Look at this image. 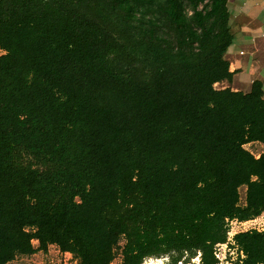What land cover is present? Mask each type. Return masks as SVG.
I'll list each match as a JSON object with an SVG mask.
<instances>
[{"label":"trees","instance_id":"16d2710c","mask_svg":"<svg viewBox=\"0 0 264 264\" xmlns=\"http://www.w3.org/2000/svg\"><path fill=\"white\" fill-rule=\"evenodd\" d=\"M227 3L0 0V264L52 244L81 264H218L227 220L264 212V151L244 146L264 144L263 82L215 87L233 77ZM234 242L264 264L263 230Z\"/></svg>","mask_w":264,"mask_h":264},{"label":"crops","instance_id":"0c3cea01","mask_svg":"<svg viewBox=\"0 0 264 264\" xmlns=\"http://www.w3.org/2000/svg\"><path fill=\"white\" fill-rule=\"evenodd\" d=\"M227 5L233 41L225 57L233 77L215 87L248 92L255 80H261L264 87V0H228Z\"/></svg>","mask_w":264,"mask_h":264},{"label":"rangeland","instance_id":"374dc122","mask_svg":"<svg viewBox=\"0 0 264 264\" xmlns=\"http://www.w3.org/2000/svg\"><path fill=\"white\" fill-rule=\"evenodd\" d=\"M5 51L0 49V55L3 54ZM250 152H252L255 156H259L264 151V144L261 142H250L244 145ZM246 186L243 185L240 187V203H245L246 198ZM257 218L252 219L250 222H248L245 227L247 226H253L255 222H258L259 219ZM243 226L240 224L235 225V231L239 232L240 230H246L242 229ZM249 229V228H248ZM121 246L124 244V240L120 241ZM233 253H228L227 257L228 260L232 263H237V260L239 259V251L236 249H230ZM195 261H199V258H195ZM122 262V255H121V249L118 250V254L116 255L115 259L113 260L112 264H121ZM169 262L168 256H162V257H152L147 258L143 264H167ZM9 264H81L76 258L73 257L72 254H67L63 251H61L57 246L50 245L47 252L39 251L32 255H21L18 256L16 259L11 261Z\"/></svg>","mask_w":264,"mask_h":264},{"label":"built area","instance_id":"2783aa9c","mask_svg":"<svg viewBox=\"0 0 264 264\" xmlns=\"http://www.w3.org/2000/svg\"><path fill=\"white\" fill-rule=\"evenodd\" d=\"M256 218L259 219V221L255 222L253 226H248V227L247 226L245 227V225L248 222H250L252 219L246 221H239L238 219L227 220V225H228L227 241L224 243H217L214 247V253L216 258L218 259V264H243L242 258L244 257V253L242 250H240V257L237 260V263L230 262L227 257L228 253H233L232 250L230 249L238 250V247L235 246V242H234V235L237 233L235 231V225L240 224L241 226H243L242 229H246V230H248L249 228V229H257L264 231V212Z\"/></svg>","mask_w":264,"mask_h":264}]
</instances>
